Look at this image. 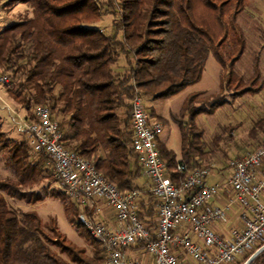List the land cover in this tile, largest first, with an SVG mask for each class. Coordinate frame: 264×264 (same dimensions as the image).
<instances>
[{"label":"trees","instance_id":"1","mask_svg":"<svg viewBox=\"0 0 264 264\" xmlns=\"http://www.w3.org/2000/svg\"><path fill=\"white\" fill-rule=\"evenodd\" d=\"M247 2L11 0V5H29L33 13L0 31V74L15 79L6 85L7 92L25 118L34 121L37 107L49 108L67 149L92 162L121 192L144 193L138 186L143 169L131 148L135 92L145 100L175 97L202 80L210 55L222 67L221 88L233 80L245 82L236 66L247 50V38L238 22ZM106 16L113 18L110 30L94 26ZM256 78L245 83L255 86ZM261 90L248 87L244 95L255 96ZM197 96H189L180 118L173 119L181 133V161L158 143L168 175L176 184L185 179L175 172L178 163L190 170L203 168L200 160L207 155L206 143L197 117L226 104L219 98L196 106ZM3 126L0 114V150L9 152L19 185L0 179V264H99L97 255L94 260L82 257L83 251L50 236L37 213L19 214L10 207L5 195L29 204L42 202L43 193H25L19 186H34L54 175L44 155L34 153L25 139L7 136ZM256 130L264 134V116L256 122ZM147 195L140 205V219L155 232L154 197L149 191ZM53 196L61 200L67 213L73 211L69 220L78 234H89L80 222L81 209L63 191ZM83 213L88 215L86 210ZM143 247L140 244L124 252L133 255ZM250 256L237 264H244ZM252 264H264V252Z\"/></svg>","mask_w":264,"mask_h":264},{"label":"built area","instance_id":"2","mask_svg":"<svg viewBox=\"0 0 264 264\" xmlns=\"http://www.w3.org/2000/svg\"><path fill=\"white\" fill-rule=\"evenodd\" d=\"M5 85L8 79H0ZM131 148L137 155L154 197L155 232L140 219L144 193L121 192L95 165L67 149L63 133L49 108L39 106L35 120L17 115V124L30 149L48 159L60 189L77 205L81 225L103 249V264H237L264 247V143L229 163L226 179L209 184V168L190 170L178 163L176 173L185 179L176 184L168 175L158 148L162 122L151 119L139 91L131 102ZM229 192L224 206H212L222 191ZM104 203L116 212L118 228L111 229L92 211ZM233 215V216H231ZM232 217L230 238L215 231L216 223ZM143 244L133 255L126 249ZM144 255L145 260L139 256Z\"/></svg>","mask_w":264,"mask_h":264},{"label":"rangeland","instance_id":"3","mask_svg":"<svg viewBox=\"0 0 264 264\" xmlns=\"http://www.w3.org/2000/svg\"><path fill=\"white\" fill-rule=\"evenodd\" d=\"M10 1L0 0V31L32 16L33 10L29 5L23 3L11 5ZM112 22L113 18L106 16L97 21L94 26L110 30ZM238 22L247 38V50L238 62L236 72L245 82L257 77L255 86L245 82L237 84L236 80H233L225 88H221L222 67L216 62L214 56L210 55L202 80L198 84L159 103L163 116L166 118H161L165 125L162 135L169 134L170 148L177 152L181 159L179 126L173 119L180 118L183 109L181 107L188 97L199 94L194 101L196 106L219 98L226 100L224 106L212 114L203 113L196 120L197 126L204 132L203 140L206 143L204 151L207 155L200 160L201 166L212 170V174L222 168H226L227 174H230L231 169L227 167L232 159L254 151L264 142V134L256 130V122L264 116V0H248L246 10L239 17ZM254 63H257V69H255L257 72L254 71ZM3 77L8 79L6 85H12L15 80L10 74H0V79ZM6 85L0 81V114L4 120L3 130L10 138L20 141L21 133L18 129L17 115L25 117V112L9 97ZM248 87H254V89L261 87L262 90L255 96L244 95ZM145 105L150 110L148 100H145ZM173 114H175L174 117H172ZM9 157L7 150H0V179H8L18 184L17 176L9 163ZM50 172H53L52 169ZM19 188L25 193L41 192L45 199L36 204H29L25 200L12 199L5 195L12 209L19 214L36 210L35 213L40 217L43 227H47L46 232L50 236L59 237L68 246L83 251L82 257L94 260V257L98 256L99 264L104 263L105 256L101 245H98L90 234L86 233L85 237L78 234L75 225L69 220L73 211L69 209L68 213L65 212L64 204L59 198L53 196L54 192H62L55 176L50 179L42 178L34 186L26 185ZM53 229H56L55 233L51 231ZM54 251L59 253L58 249ZM63 257L69 260L66 255Z\"/></svg>","mask_w":264,"mask_h":264},{"label":"crops","instance_id":"4","mask_svg":"<svg viewBox=\"0 0 264 264\" xmlns=\"http://www.w3.org/2000/svg\"><path fill=\"white\" fill-rule=\"evenodd\" d=\"M121 65L123 66V63H121ZM148 101L150 102L151 108H149L150 110L147 109V111L149 114H151V115L153 114L152 119L159 120V118L160 119L165 118L163 116V112L161 111V108L159 107V103L162 100H148ZM183 105H182V107H183ZM182 107H181V109H182ZM181 109L179 110V112L181 111ZM174 115L175 114H173L172 117H174ZM162 124L164 125L163 122H162ZM164 128H165V125H164ZM163 132H164V129H163ZM163 132H162V134H163ZM179 133H180V129H179ZM162 134L160 135V137L158 139L159 148H166L169 151L174 152L176 154V158H177L178 162H180L181 159H180V156L178 155V153L175 152L172 148H170L169 134H165L164 136ZM23 139H24L23 135L21 134V140H23ZM180 140H181V146H182L181 133H180ZM181 146H180V151H181ZM227 168H229V167H227ZM227 172H228V170L226 168L225 169L222 168V169L216 171V173H214V174H212V170H211V174L208 178V183L212 184V183L217 182L218 180L226 179L229 175V173L227 174ZM150 184H151L150 181L144 176V174H143V177L138 181V186L140 188H143L144 194L147 196V197H144L145 200H147V198H149V196L147 195V191L149 190ZM228 196H229V192H227L225 190L222 191L216 197V199H214V201H212V206H221V207L224 206L227 202ZM12 199H14V198H12ZM35 211H31V212H35ZM87 212L94 214V216L99 221H101L102 223H104L105 225H107L111 229L118 228V226H119L117 216H116V212L113 209L109 208L104 203H101V202L95 203L94 209L92 211H87ZM24 213H28V212H24ZM231 216H233V215H231ZM232 226H233L232 217H229L228 220L225 222L216 223L214 225V229L216 232H218L224 238L228 239V238H230V232H231ZM140 257H142V258H140ZM139 258L141 260H143V258H144V260L146 259L144 255L139 256Z\"/></svg>","mask_w":264,"mask_h":264},{"label":"water","instance_id":"5","mask_svg":"<svg viewBox=\"0 0 264 264\" xmlns=\"http://www.w3.org/2000/svg\"><path fill=\"white\" fill-rule=\"evenodd\" d=\"M264 252V247L256 251L254 254H252L249 259L244 264H252L258 256Z\"/></svg>","mask_w":264,"mask_h":264}]
</instances>
